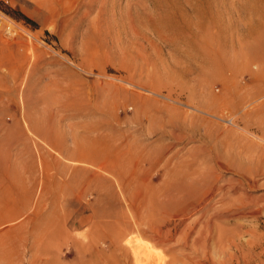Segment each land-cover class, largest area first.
I'll return each instance as SVG.
<instances>
[{
  "label": "rangeland",
  "instance_id": "obj_1",
  "mask_svg": "<svg viewBox=\"0 0 264 264\" xmlns=\"http://www.w3.org/2000/svg\"><path fill=\"white\" fill-rule=\"evenodd\" d=\"M138 1L116 0L129 12ZM240 1L209 3L225 12ZM260 2L248 3L264 8ZM98 14L88 0H0V264H81L88 256L77 239L97 224L81 218L103 210L111 234L141 238L167 261L264 264V95L255 93L264 84V34L233 35L227 42L234 49L222 56L228 65L211 58L198 66L167 41L155 38L152 48L123 33L118 14ZM246 26L236 22L232 31ZM74 146L96 150L107 165L66 157ZM26 149L30 175L21 166ZM37 150L54 182L70 184L58 190L47 180L37 217L49 219L48 245L31 218L43 179ZM23 183L35 188L30 201ZM225 191L229 205L219 201ZM208 217L210 233L203 230L204 243L190 247ZM189 252L196 261L186 262ZM121 253L111 252L119 264H132L130 251Z\"/></svg>",
  "mask_w": 264,
  "mask_h": 264
},
{
  "label": "bare ground",
  "instance_id": "obj_2",
  "mask_svg": "<svg viewBox=\"0 0 264 264\" xmlns=\"http://www.w3.org/2000/svg\"><path fill=\"white\" fill-rule=\"evenodd\" d=\"M88 1H89V5L96 6V8H98V12L104 19L114 17V14H118L117 21L119 22L123 33L130 32V34H133L139 37L140 40L144 39L146 43L148 44V46L152 48L157 47L154 44L155 38L161 41L162 40L167 41L170 43V45L172 44L174 48H180L181 56L184 55L188 59L195 61L198 66H203L205 63H208V61H210L211 58H214V60L221 63L223 59L222 56H223L224 51H226L228 48L234 49L233 43L227 42L228 38L233 39L232 37L233 35L236 36L237 38H239L240 36H243L244 38L245 37L253 38V37H259L260 35L264 34L262 32V24H264V12H263L264 8L256 7L255 5H249L248 3L249 1H251L253 3L259 2L260 4L261 0H249V1L241 0L244 2L241 4V1H240L239 9L235 10V8L232 6L228 8L226 11H227V17H228L227 24L230 25L229 27L228 25L223 26V22L226 21V17L224 16V13L226 11L222 12V9L218 8L217 4L215 5L214 3H209V0H180L177 3L175 2V0H151V2H149L151 3V6L147 8L146 6L143 5L141 0H139L138 3H135L136 4L135 9L132 12H131V9L129 12L127 11V8H121L120 4H118L116 0H88ZM143 14L145 15V17L143 16ZM100 15L98 14V16ZM96 19H98L99 21L100 18H96ZM130 21H132V24L130 23ZM236 22L238 23L242 22L243 24L247 26L246 28L244 27L245 29L241 31L235 29V31L233 32L232 27H235ZM137 25L141 26V28L137 27ZM140 30H143V31H140ZM149 30L153 33V36L147 37V32L150 33ZM208 40L211 42V46L209 45ZM256 47L257 46L250 47L249 52H252V50L257 51ZM249 62H250V57L248 56L246 60L244 61V66L245 65L247 66ZM222 65L224 67L225 65H228V62L225 64V62L223 61ZM260 72L262 73L264 77V67L260 68ZM255 93L257 95L263 96L264 95V84L258 87ZM52 127H53V124H52ZM52 127H50V129ZM83 128L84 130H87V131L92 130V129L97 130L96 127H93L92 129L90 127L89 128L83 127ZM45 134L46 133L43 132L42 136L45 139H47L45 137ZM94 141H93L94 143L97 142V140H94ZM49 143H51L52 146L60 149L59 147L61 143L56 142L51 139H49ZM102 143L103 142H98V144H102ZM94 146L95 144L93 145V147ZM74 147L72 148L73 150L71 149L65 150L64 154L66 157L77 159L79 161L89 163L90 165H95L99 161L101 162V166L107 165V161H103V158L100 159L97 157L96 153L93 152L94 149L93 150L92 148L78 149ZM123 147L128 149L130 148V145H128V143H125L123 144ZM94 151L97 152L96 150ZM20 154L22 155V159H23V162H21V166H23L25 172H28V175H30V173L32 172L34 168L33 159L30 154V151L26 149L25 151H21ZM23 154H27V156L24 157ZM38 154H39V151H38ZM58 154L59 155L63 154L62 150H58ZM7 158H9L8 153H7ZM13 159L14 161L16 160V158H13ZM52 160L54 161L53 163L56 164L57 160L55 158H53ZM38 163L40 166V170L42 172L43 179L39 182V185H38V189H37L38 194L35 199V204L34 206H32L31 218L33 219L35 217V219H33L34 220L33 231L35 233L39 232L38 227H42L43 230H41L40 235L45 240L46 244L48 245L50 243L49 236H48V234L50 235L49 233L50 227L48 223L49 219H46L45 217H37V215L41 212V209H42V205H43L42 197L44 195L43 193H45L46 188L48 186L47 180L51 178L53 186H55V188H58V190L59 189L67 190L68 188H70V184H68L69 182L67 183L66 182H59V183L54 182L53 180L54 174L52 175L49 173L50 164L44 159L43 156H40V154L38 157ZM16 164L17 162L15 161L14 166L18 168V165ZM235 184L231 185L230 189L232 188L236 190ZM22 185H23L22 187L26 190V196H27L26 199L30 201L34 197L35 188L34 186L27 188L26 187L27 185H25V183H23ZM214 187L212 188V190L215 189ZM220 187L222 188V186ZM224 189H227V188L223 187L222 191H224ZM16 190L18 191L17 188ZM219 191L221 190L219 189ZM227 192L226 191L223 192L219 200L224 205L226 204L229 205V201L224 200ZM228 195H231V194H228ZM169 199H170L169 197L163 198V203L164 201L167 203L171 202L172 200L170 199L171 200L170 201ZM163 203H161V205L162 206L164 205L163 206L164 212L165 211L167 212L168 209L173 210L171 206L170 207L166 206ZM171 204L172 202L170 203V205ZM230 206H233V204H230ZM165 207H168V209L167 210L164 209ZM232 208L231 209L228 208L231 211L230 214L233 216L237 215L239 213L238 210L235 208L233 209ZM228 209L227 211H229ZM172 210H170V212ZM109 216H110V212L103 210L100 214V217H98L97 212H91L89 215L81 218L82 221L90 220V221H93L94 224L97 223L96 225L93 226V228L87 231V234H84V235L82 234L81 238H78V239L76 238L78 240L76 242L77 247L79 248V250H81V253L82 251H84L88 256L87 259H84V260L81 259L83 260L81 264H119L118 257H116L114 254H111L112 250H115L116 254L118 255H121L122 251L123 252L126 250L130 251L131 256H132V264H180L182 263L181 262L182 260H179V259L175 260V258L173 260L169 258V260L167 261L168 258L165 259L164 257L160 256L159 251L153 248L148 242L143 241L141 238L139 239V238H136L135 236L127 237L123 241H121L124 238L125 233L117 231V232H114V235L111 234L113 226L109 222V219H107L109 218ZM203 216L204 215L201 214L199 218ZM209 221H210V217H208L207 219L204 220V222H202L203 224L201 225V228H200V236L198 232L197 233L198 237H195L192 240V245L190 247L195 249V245L199 246L201 243H204L203 237H202V231L206 230L207 232L209 231L210 233L211 226H210ZM97 225L101 228H98ZM233 232H234L233 235L235 237L236 231L233 230ZM207 236H204L205 239H207ZM222 237H223V234L221 231H219L217 238L219 239ZM234 237L231 239V242L236 244ZM190 253L191 252H189V255ZM191 254L194 255V253H191ZM189 255L186 254L187 257H185L184 255V257L187 260L186 262H189V261L193 262L197 260V256L195 255L189 256ZM194 264L196 263L194 262Z\"/></svg>",
  "mask_w": 264,
  "mask_h": 264
}]
</instances>
